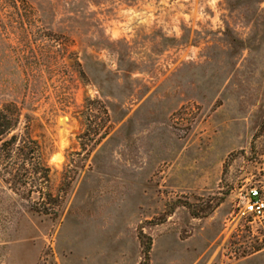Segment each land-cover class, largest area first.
I'll list each match as a JSON object with an SVG mask.
<instances>
[{
    "label": "rangeland",
    "instance_id": "obj_1",
    "mask_svg": "<svg viewBox=\"0 0 264 264\" xmlns=\"http://www.w3.org/2000/svg\"><path fill=\"white\" fill-rule=\"evenodd\" d=\"M7 105L49 180L0 176V264H264V0H0Z\"/></svg>",
    "mask_w": 264,
    "mask_h": 264
},
{
    "label": "trees",
    "instance_id": "obj_2",
    "mask_svg": "<svg viewBox=\"0 0 264 264\" xmlns=\"http://www.w3.org/2000/svg\"><path fill=\"white\" fill-rule=\"evenodd\" d=\"M21 119L22 112L15 105H7L0 110V176L8 185L14 188L17 186L30 187V192L34 193V189H38L35 188L37 180L46 182L49 180V169L42 161L41 146L30 133L29 128L27 127L24 133L19 132ZM178 204L182 207L191 208L188 203L178 202ZM37 213L47 216L58 214L56 211L50 214L46 210L37 211ZM207 216L208 213L203 217ZM140 239L145 264H147L152 248V240L143 233H141Z\"/></svg>",
    "mask_w": 264,
    "mask_h": 264
},
{
    "label": "built area",
    "instance_id": "obj_3",
    "mask_svg": "<svg viewBox=\"0 0 264 264\" xmlns=\"http://www.w3.org/2000/svg\"><path fill=\"white\" fill-rule=\"evenodd\" d=\"M244 215L254 220H264V194L258 187H248L241 202Z\"/></svg>",
    "mask_w": 264,
    "mask_h": 264
}]
</instances>
